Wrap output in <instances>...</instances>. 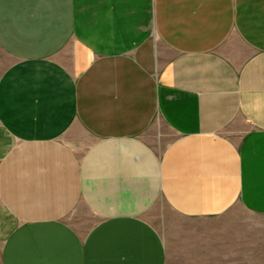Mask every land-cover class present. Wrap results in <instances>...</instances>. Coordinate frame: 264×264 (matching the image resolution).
I'll use <instances>...</instances> for the list:
<instances>
[{"label": "crops", "instance_id": "1", "mask_svg": "<svg viewBox=\"0 0 264 264\" xmlns=\"http://www.w3.org/2000/svg\"><path fill=\"white\" fill-rule=\"evenodd\" d=\"M0 264H264V0H0Z\"/></svg>", "mask_w": 264, "mask_h": 264}]
</instances>
